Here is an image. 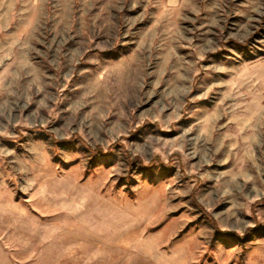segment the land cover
<instances>
[{
	"label": "rangeland",
	"instance_id": "374dc122",
	"mask_svg": "<svg viewBox=\"0 0 264 264\" xmlns=\"http://www.w3.org/2000/svg\"><path fill=\"white\" fill-rule=\"evenodd\" d=\"M0 264H264V0H0Z\"/></svg>",
	"mask_w": 264,
	"mask_h": 264
},
{
	"label": "trees",
	"instance_id": "16d2710c",
	"mask_svg": "<svg viewBox=\"0 0 264 264\" xmlns=\"http://www.w3.org/2000/svg\"><path fill=\"white\" fill-rule=\"evenodd\" d=\"M110 149V148H109ZM108 149V150H109ZM103 151L101 150V148L100 147H95L94 149H90V153H92L93 155H95V154H97V153H102ZM215 231H217L218 232V229L217 228H215ZM228 235H232V234H230V233H227Z\"/></svg>",
	"mask_w": 264,
	"mask_h": 264
},
{
	"label": "crops",
	"instance_id": "0c3cea01",
	"mask_svg": "<svg viewBox=\"0 0 264 264\" xmlns=\"http://www.w3.org/2000/svg\"><path fill=\"white\" fill-rule=\"evenodd\" d=\"M171 1H172V3H173V2H176L177 0H171Z\"/></svg>",
	"mask_w": 264,
	"mask_h": 264
}]
</instances>
